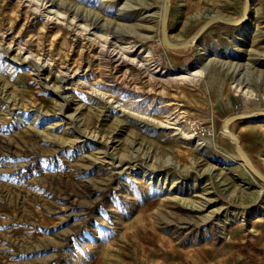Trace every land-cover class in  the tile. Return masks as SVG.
Listing matches in <instances>:
<instances>
[{"label":"rangeland","instance_id":"1","mask_svg":"<svg viewBox=\"0 0 264 264\" xmlns=\"http://www.w3.org/2000/svg\"><path fill=\"white\" fill-rule=\"evenodd\" d=\"M162 4L0 0V264H264V183L220 128L264 109V0L185 49ZM241 6L171 0L169 38Z\"/></svg>","mask_w":264,"mask_h":264},{"label":"water","instance_id":"2","mask_svg":"<svg viewBox=\"0 0 264 264\" xmlns=\"http://www.w3.org/2000/svg\"><path fill=\"white\" fill-rule=\"evenodd\" d=\"M250 0H242V6L240 14L235 17H222L219 15H210L204 21H202L197 28L195 29L194 33L191 34L189 37L182 41H172L169 38L168 31H167V22L169 18V11L171 0H165V7L161 14L159 20V31L163 32V39L168 42V44L173 48H188L190 45H195L197 42L198 37L201 33L213 22H218L225 25H236L246 20L247 18V11L249 7ZM161 45L163 48L167 49L166 46L163 44L161 40ZM264 118V109L257 110V112H245V111H238L231 114L226 115L220 123V128L224 130L228 137L233 142V148L238 155V158L241 162H243L245 168L250 172L253 173L259 180L264 183V180L258 176V174L264 175V168L253 163L249 157L245 154L244 149L240 144L239 137L232 131L228 130V127L235 121L240 119H260Z\"/></svg>","mask_w":264,"mask_h":264},{"label":"crops","instance_id":"3","mask_svg":"<svg viewBox=\"0 0 264 264\" xmlns=\"http://www.w3.org/2000/svg\"><path fill=\"white\" fill-rule=\"evenodd\" d=\"M231 100L232 99L229 98V103L231 104V106L236 104L235 102H233ZM231 112L234 113V112H238V111H231ZM229 113L230 112H228L227 114H229ZM259 121H264V120H261V118L260 119H240V120H237L231 124V125H236V127H237V130L239 133H236L235 131H233V132L239 137L240 144H241L242 148L244 149V151L245 150L248 151V150H251V149L256 148V147L258 148L259 142H262V138H261V135L259 132L256 134H252V135L250 134V136H248V138H246V139L243 135L244 133H248V131H252L253 129H257L256 125L259 123ZM258 137L260 138V140L257 139ZM251 139H252V142H251ZM256 141L258 142V144H256ZM259 149H262V147H259L258 150ZM259 151H261V150H259Z\"/></svg>","mask_w":264,"mask_h":264},{"label":"bare ground","instance_id":"4","mask_svg":"<svg viewBox=\"0 0 264 264\" xmlns=\"http://www.w3.org/2000/svg\"><path fill=\"white\" fill-rule=\"evenodd\" d=\"M162 2H163V4H162V11H161V14H162V12H163V10H164V7H165V0H162ZM162 33V41H163V43H165L167 46H169V47H171L169 44H168V42L167 41H165L164 39H163V32H161ZM123 48H124V46H123ZM125 48H127V47H125ZM124 48V49H125ZM128 49V48H127ZM122 54V53H121ZM183 69H184V72H186V74L187 75H185V74H183V75H181L182 76V78L183 77H193V75H195L196 74V71L198 70V69H196V70H194V71H191V69H189L188 67H183ZM198 71H200V70H198ZM253 112H257V111H253ZM261 119H264V118H261ZM170 124H176V125H174L173 127L174 128H177V129H180V130H182V132L183 133H186L187 134V132H188V126L184 123V120L183 119H181L180 117H175V118H173V120L171 121V123ZM228 130H229V127H228ZM189 133V132H188ZM222 133L223 134H225V135H227V133L224 131V130H222ZM186 134H185V136H186ZM190 135L192 136V133H190ZM191 138V137H190ZM199 140V139H198ZM187 141V140H186ZM198 144L200 143V141H196ZM202 142V141H201ZM210 142V141H209ZM201 144V143H200ZM197 146V145H196ZM246 154V153H245ZM247 155V154H246ZM247 157H248V155H247ZM241 162V161H240ZM242 164H243V162H241ZM258 176L260 177V178H262L263 180H264V175H262V174H258Z\"/></svg>","mask_w":264,"mask_h":264},{"label":"built area","instance_id":"5","mask_svg":"<svg viewBox=\"0 0 264 264\" xmlns=\"http://www.w3.org/2000/svg\"><path fill=\"white\" fill-rule=\"evenodd\" d=\"M191 129L193 130V133L196 136L199 137H204L207 134H209V127L208 126H203L202 123H197L196 120H193V122L190 123Z\"/></svg>","mask_w":264,"mask_h":264}]
</instances>
